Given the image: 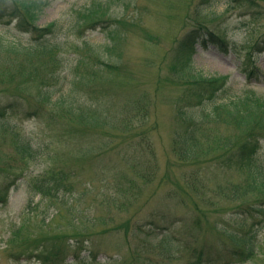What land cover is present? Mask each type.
Returning a JSON list of instances; mask_svg holds the SVG:
<instances>
[{"label": "rangeland", "instance_id": "374dc122", "mask_svg": "<svg viewBox=\"0 0 264 264\" xmlns=\"http://www.w3.org/2000/svg\"><path fill=\"white\" fill-rule=\"evenodd\" d=\"M38 1L33 24H62L61 40L66 41L62 54L72 66L92 46L109 43L108 30L121 20L127 36L107 55L118 62L119 70L101 72L84 95L108 104L115 118H121L125 110L132 116L144 107L147 117L131 120L144 130L154 155L141 162L149 178L143 181L129 157L128 143L131 134L136 138L137 133L94 131L64 123L57 110L34 101L35 84L16 80L0 85V113L4 114L0 118V190L48 170L70 173L74 189L72 196L64 198L65 205L39 197L28 205L23 185L10 192L0 207V264H197L196 257L182 248L167 259L157 247L162 230L181 244L189 242L187 248H212L200 264H236L238 260L227 255L233 244L217 228L245 231L253 219L245 220L242 214L237 222L229 221L237 205L219 198L215 189L217 183L238 180L239 174L208 163L199 172L204 189L195 192L189 186L186 175L193 167L177 161L171 148L175 107L189 96L186 84L175 81L171 68L181 62L176 51L179 39L199 24L223 43H198L189 61L193 72L227 76L235 95L245 88L264 95V0H210L209 5L207 0ZM94 3H106L103 10H108L109 19L101 18L92 29L81 32L71 29L79 10ZM29 36L18 26V19L0 20V37L7 43L26 46ZM93 62L86 56L87 64ZM253 65L263 74L260 80H246L243 75V69ZM26 110L40 111L43 118L27 117ZM16 133L29 134L35 146L45 147L44 156L28 161L17 157L12 146ZM86 148L93 151L84 153ZM258 160L264 165V140ZM252 199L245 200L243 207ZM75 217L91 223L77 222ZM238 264H264V229L255 255Z\"/></svg>", "mask_w": 264, "mask_h": 264}, {"label": "trees", "instance_id": "16d2710c", "mask_svg": "<svg viewBox=\"0 0 264 264\" xmlns=\"http://www.w3.org/2000/svg\"><path fill=\"white\" fill-rule=\"evenodd\" d=\"M209 1L205 3L209 5ZM38 4V0H0V20L18 19V26L30 35L26 46L7 43L0 37V85L11 84L16 80L35 84L37 88L34 101L42 108L57 110L64 123L73 122L94 131L126 129V134L137 133L136 138L131 134V142L128 143L131 148L129 157L135 173L141 180L148 181V170L141 162L145 161V157L153 158L154 152L145 139L142 127L133 125L135 121L140 122L147 117L145 108L134 111L132 116L130 110H125L121 118H115L110 115L108 104L84 95V89L91 88L101 72L119 70L118 62L107 55L109 50H113L127 36L121 20L115 21L117 27L108 30V38H111L109 43L92 46L86 51L85 57L78 56L72 66L62 54L66 45V41L61 40V34L65 33L62 24L58 21L45 27L33 24ZM105 4L94 3L79 10V16L71 29L81 32L84 28L92 29V25L97 20L101 21V18L109 19L106 17L108 10H103ZM200 12L197 8L196 13ZM215 42L223 43V40L199 24L191 26L178 41L176 51L180 53L181 62L172 66L171 71L176 82L186 84L189 98L175 107L176 129L172 135L171 148L177 161L193 167L186 179L195 192L205 187V182L199 175L203 165L212 163L214 167L238 172V180L217 183L215 189L219 198L237 205L229 221L237 222L242 214L245 220L253 219L245 231L217 228L233 244L227 255L238 260V264L255 255L258 235L264 229V165L258 160V152L264 140V95L250 88L235 95L228 86L227 76L204 77L193 72L189 61L196 45ZM257 47L258 43L253 48ZM86 56L93 58L94 62L87 64ZM243 75L246 80L253 79L252 81L263 78L262 72L254 65L244 68ZM34 112L24 111L27 117L43 118L42 112ZM3 115L0 113V118ZM134 117L136 119L132 121ZM49 119L47 123L51 125L53 122L50 117ZM101 145L106 146L107 142L102 140ZM12 146L14 154L21 160H34L45 153V147L35 146L29 134L16 133ZM83 151L91 153L93 149L86 148ZM20 185L25 187L28 205L36 197L65 205L64 198L74 194L70 173L48 170L39 177L2 188L0 207L7 203L10 192ZM249 197H253L252 202L244 208V201ZM161 217L165 219L164 215ZM75 220L91 223L86 218L75 217ZM162 231L157 247L165 253L167 259H172V255L182 248L189 251L191 257H196L197 264H200L203 257H209L212 253V248L209 251L204 248H187L189 242L181 244L173 234Z\"/></svg>", "mask_w": 264, "mask_h": 264}]
</instances>
